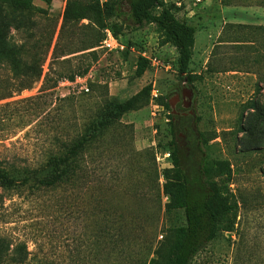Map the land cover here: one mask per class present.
Wrapping results in <instances>:
<instances>
[{
    "label": "rangeland",
    "instance_id": "obj_1",
    "mask_svg": "<svg viewBox=\"0 0 264 264\" xmlns=\"http://www.w3.org/2000/svg\"><path fill=\"white\" fill-rule=\"evenodd\" d=\"M66 1L53 0L48 6L44 0H34L47 12L13 21L4 39L17 44L24 42L30 32H36L35 40L44 45L51 31L55 35L41 66L40 80L0 103L43 94L54 98L72 95L70 102L76 104L78 116H82L80 104L81 109H89L88 105L94 108L106 93L123 101L151 85L150 102L126 113L120 124L107 132L111 150L103 145L97 149V180L90 185L95 186L94 191L86 185L79 197L74 192L69 197L63 190L10 192L0 200V236L27 243L28 264L102 263L101 252L98 260L91 253L96 242L106 249L114 246L116 252L126 248L125 258H113L114 264H141L152 245L166 240L170 228L186 223L183 210L166 212L169 196L163 193L168 184L163 171L174 167L171 152L176 141L188 173L196 172L204 154L229 161V188L238 202L236 215L230 214L225 222L232 223V227L219 232L192 264H264V0H179L180 6L176 0L167 1L175 4L179 20L196 27L189 68L202 77L192 84L180 79L178 51L172 44L162 43L154 24L132 27L127 3L122 7L125 15L112 20L118 26L128 22L129 26L114 35L124 50L101 44L92 49L97 53L92 63L89 56L75 57L83 52L53 58ZM0 10L9 13L5 5L0 4ZM66 42V38L59 41L57 53ZM142 53L152 64L138 77L137 60ZM89 63L88 73L82 76L86 80L65 79L54 89L41 91L48 74L54 78L71 65ZM0 77L8 79L11 74L0 69ZM84 85L90 90L86 91ZM185 87L193 91L192 106L176 102L168 109L162 105L161 101L174 100ZM91 95L95 99L89 102ZM44 129L43 125L30 134L26 129L0 141V158L20 163L27 158L37 159L50 145ZM198 131L217 134L202 146L203 151L198 147ZM104 233H114L115 243L109 245L106 241L104 245Z\"/></svg>",
    "mask_w": 264,
    "mask_h": 264
},
{
    "label": "trees",
    "instance_id": "obj_2",
    "mask_svg": "<svg viewBox=\"0 0 264 264\" xmlns=\"http://www.w3.org/2000/svg\"><path fill=\"white\" fill-rule=\"evenodd\" d=\"M44 1L50 6L53 0ZM124 3L129 5L127 18L133 28L154 24L161 34L162 43L176 47L180 79L192 84L202 77L193 74L189 68L194 54L196 27L179 20L174 12L175 4L166 0H67L53 58L83 52L75 57L89 56L91 63L96 60L97 53L92 49L101 45L106 30L110 29L117 36L124 26H129L127 20L121 26L112 22L125 15L122 10ZM0 4L9 9L7 14L0 10V69H7L11 74L8 79L0 77V101H4L16 92L32 88L40 80L41 66L49 54L55 31H51L45 45L35 40L36 32H30L27 39L19 44L6 40L4 37L10 33L13 21L22 16L46 13L47 10L36 6L34 0H0ZM84 20L88 23L82 24ZM65 38L66 44L57 53L59 41ZM91 63L71 65L68 70L56 73L54 78L48 74L41 91L54 89L65 79L73 82L77 77L86 75ZM136 67V76L141 77L151 68V61L141 55ZM11 79L17 83L13 85ZM90 87L93 90L94 85L90 84ZM151 93V85L123 101L106 93L94 108L88 105L89 109H81L83 104H80L78 109L83 111L82 116H78L76 104L70 102L74 99L72 95L54 98L53 95L47 97L48 94H43L0 103V141L26 129V134H30L43 125L50 138L47 150L37 159L27 158L20 163L17 159L0 158V200L13 191L37 194L63 190L69 197L73 192L75 197H79L80 189L86 185L94 191L95 186L90 185L97 180L98 147H110L107 132L118 126L126 113L146 106ZM91 99L95 96H89L87 101ZM161 103L170 109L168 101ZM196 121L199 123L201 117ZM173 131L176 133L175 126ZM216 137L217 134L198 131L200 150L203 151L202 146H207ZM171 155L174 167L163 171L168 180L163 193L169 196L165 209L166 212L183 210L186 223L170 228L166 240L152 245L141 259V264H192L195 256L219 232L232 227V223L225 222L230 214L236 215L238 208V202L229 188L232 180L229 161L210 159L204 154L200 156L196 172L188 173L183 151L176 141ZM157 187L160 190L158 181ZM114 237V233H104V245L106 241L109 245L114 244ZM121 250L116 252L114 246L106 249L96 242L91 253L94 260H98L101 252L103 262L96 264H114L111 262L113 258H125L126 248ZM29 256L27 243L0 236V264H28Z\"/></svg>",
    "mask_w": 264,
    "mask_h": 264
},
{
    "label": "built area",
    "instance_id": "obj_3",
    "mask_svg": "<svg viewBox=\"0 0 264 264\" xmlns=\"http://www.w3.org/2000/svg\"><path fill=\"white\" fill-rule=\"evenodd\" d=\"M168 1V0H166ZM177 5H181L179 0L175 1ZM102 47L105 48H109V49H121L124 50L125 46L119 44V42L117 41V39L115 38L113 32H111L109 29L106 30V37L105 39L102 41ZM142 56L148 58L150 60V58L146 55V53H142ZM152 64V62H151ZM77 79H79L80 82L86 80V77H78ZM83 88H85L86 91H89V87L84 85ZM154 96H157L156 90L153 91Z\"/></svg>",
    "mask_w": 264,
    "mask_h": 264
},
{
    "label": "flooded vegetation",
    "instance_id": "obj_4",
    "mask_svg": "<svg viewBox=\"0 0 264 264\" xmlns=\"http://www.w3.org/2000/svg\"><path fill=\"white\" fill-rule=\"evenodd\" d=\"M189 91H190V88H187V87H185V88L182 89L181 93L178 94L179 97H180V99H179V101H178V104H182L183 106H185V104H187V103L189 102V98H188V97H184V94H188ZM184 108H185V107H184ZM174 111H175V113H177L178 115L181 114V112H179V111H177V110H174ZM186 115H187L186 113H183V116H186Z\"/></svg>",
    "mask_w": 264,
    "mask_h": 264
},
{
    "label": "water",
    "instance_id": "obj_5",
    "mask_svg": "<svg viewBox=\"0 0 264 264\" xmlns=\"http://www.w3.org/2000/svg\"><path fill=\"white\" fill-rule=\"evenodd\" d=\"M192 90L190 89L188 94H184V97H188L189 98V102L187 104H185L186 107H190L192 106ZM180 99L179 95L177 94L176 98L174 100H170L169 104L171 107H174L176 102H178ZM191 114H194V111L191 110Z\"/></svg>",
    "mask_w": 264,
    "mask_h": 264
}]
</instances>
